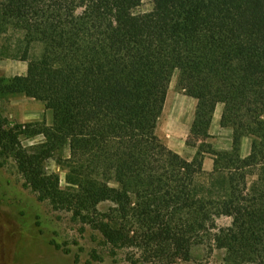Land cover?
Returning a JSON list of instances; mask_svg holds the SVG:
<instances>
[{"label":"trees","instance_id":"1","mask_svg":"<svg viewBox=\"0 0 264 264\" xmlns=\"http://www.w3.org/2000/svg\"><path fill=\"white\" fill-rule=\"evenodd\" d=\"M141 2L0 1V38L20 33L0 58L27 63L25 75L0 77V100L23 94L53 113L50 126L0 114V158L134 264L188 261L206 241L220 264H264V0H151L137 11ZM174 71L196 100L190 160L156 133ZM217 104L230 149L206 141Z\"/></svg>","mask_w":264,"mask_h":264},{"label":"rangeland","instance_id":"2","mask_svg":"<svg viewBox=\"0 0 264 264\" xmlns=\"http://www.w3.org/2000/svg\"><path fill=\"white\" fill-rule=\"evenodd\" d=\"M1 1V0H0ZM151 0H142L137 11H149ZM0 38V49L5 38L14 41L16 34ZM27 63L15 58H0V77L25 75ZM196 100L186 96L178 86V72L174 71L167 90L163 111L157 122L156 133L161 142L183 158L190 160L197 150L190 141L197 137L191 133ZM0 114L12 125L39 121L52 125L53 113L44 104L23 94H9L0 100ZM207 142L217 148L226 136L217 126L209 128ZM25 147L41 143L42 135L21 136ZM250 145V139H248ZM218 149V148H217ZM210 158V157H206ZM211 159V158H210ZM212 162V159H211ZM50 171L60 173L61 186H65L64 171L49 161ZM207 171V170H206ZM103 204L100 208H105ZM229 217L217 220L219 226H228ZM223 253L211 248L207 241L194 244L188 261L173 264H220ZM137 260V257L135 258ZM0 264H134L129 250L115 255L105 244L100 232L90 225H83L70 212L55 210L27 187L15 163L0 158ZM135 264H149L136 261Z\"/></svg>","mask_w":264,"mask_h":264},{"label":"crops","instance_id":"3","mask_svg":"<svg viewBox=\"0 0 264 264\" xmlns=\"http://www.w3.org/2000/svg\"><path fill=\"white\" fill-rule=\"evenodd\" d=\"M222 108H223L222 104H217V106L215 108V111H214V114H213V118H212V121H211L210 128H212V126H217L218 129L222 132V134L223 135L225 134V136H226V139H225L226 142L223 145L217 144L216 147L218 149H230V147H231V131L229 129L221 128L219 126V120H220V116H221V113H222ZM249 147H250V145L248 143L247 138L243 139L242 146H241V154H242V156H246L248 154ZM203 167L207 171L211 170L212 162H211L210 158H205L204 159Z\"/></svg>","mask_w":264,"mask_h":264}]
</instances>
